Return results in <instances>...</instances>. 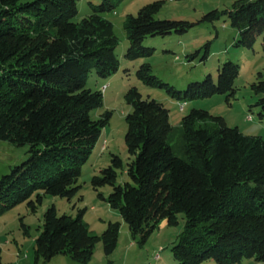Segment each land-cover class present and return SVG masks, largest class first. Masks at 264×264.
<instances>
[{
  "label": "trees",
  "instance_id": "16d2710c",
  "mask_svg": "<svg viewBox=\"0 0 264 264\" xmlns=\"http://www.w3.org/2000/svg\"><path fill=\"white\" fill-rule=\"evenodd\" d=\"M121 1L90 2V13L76 22L78 0H0V139L29 145L28 157L0 176V215L24 201L34 211L46 194L70 199L78 192L81 167L111 116L106 110L92 117L103 93L86 87V81L91 71L105 78L118 69V37L103 13ZM162 4L154 0L125 16L126 58L150 56L156 48L144 45L146 38L182 34L194 24L156 18ZM222 14L238 29L236 45L252 47L264 36V0H235L202 19ZM238 73L237 63L225 61L216 81L207 75L177 88L156 76L149 62L136 70L142 83L183 102L220 93L228 98ZM251 86L264 93V78ZM124 97L132 107L125 116L129 180L116 181L124 164L112 155L91 183L95 190L112 187L107 196L98 195L118 210L132 238L143 243L161 219L175 224L183 213L184 229L171 248L177 264L208 259L232 264L244 258L264 264V137L245 134L201 108H192L174 128L169 109L142 97L137 87ZM255 105L264 120V95ZM174 134L179 139L173 145ZM82 211L72 217L58 214L53 205L45 210L34 264H49L59 253L86 264L99 241L106 255L113 252L120 223L109 221L94 234Z\"/></svg>",
  "mask_w": 264,
  "mask_h": 264
},
{
  "label": "rangeland",
  "instance_id": "374dc122",
  "mask_svg": "<svg viewBox=\"0 0 264 264\" xmlns=\"http://www.w3.org/2000/svg\"><path fill=\"white\" fill-rule=\"evenodd\" d=\"M31 1V0H22ZM154 0H122L111 11L103 13L113 25L118 37L116 54L119 60L117 71L109 77H100L91 71L86 87L101 90L103 102L92 113L93 118L111 111L108 124L102 129L92 153L81 167L77 184L78 192L70 199L46 194L33 211L27 202H21L0 215V264H34L35 238L41 231L45 210L53 205L58 214L75 217L80 210L82 218L88 223L91 233L100 234L109 221H118L120 228L115 249L109 255L103 251L102 242L96 243L92 257L86 264H177L173 258L172 246L185 226L183 213L178 214V222L168 224L161 219L155 229L143 243L133 239L128 224L117 209L98 195L107 196L112 187L105 185L95 190L91 177L111 164V156L118 155L124 164L117 169V182L129 180L125 171L129 155L125 144L127 123L125 116L132 110L125 100V93L135 86L142 97L154 98L170 111V122L174 128L180 127V119L192 108L205 109L211 114L222 116L228 126H237L249 135L264 137V120L258 116L255 105L258 97L264 93H255L251 84L264 78V36H259L252 47L236 45L238 29L230 24L229 17L222 14L214 21H206L202 16L213 9L222 11L231 7L235 0H163L158 19L188 20L194 22L190 29L182 34L172 32L165 36H151L143 44L156 48L147 57L128 59L125 51L128 38L124 28L127 14H136L140 7ZM99 4L101 0H78L77 13L72 17L79 22L90 13V4ZM225 61L239 65L238 76L234 80L235 92L227 98L226 94H213L198 97L185 102L176 100L164 90L145 85L138 79L136 70L142 62H149L152 72L177 88L188 83L200 81L210 75L217 79V69ZM103 85L106 87L102 90ZM182 105V106H181ZM177 134L169 140L177 143ZM28 144H14L0 139V176L11 168L21 164L28 157ZM35 197V196H34ZM42 259H39L41 262ZM49 264H83L74 261L66 254L54 255ZM202 264H218L213 259ZM232 264H261L253 258H244Z\"/></svg>",
  "mask_w": 264,
  "mask_h": 264
},
{
  "label": "built area",
  "instance_id": "2783aa9c",
  "mask_svg": "<svg viewBox=\"0 0 264 264\" xmlns=\"http://www.w3.org/2000/svg\"><path fill=\"white\" fill-rule=\"evenodd\" d=\"M106 86L105 85H103V87H102V90H103V88H105ZM182 106V105H181Z\"/></svg>",
  "mask_w": 264,
  "mask_h": 264
},
{
  "label": "bare ground",
  "instance_id": "6f19581e",
  "mask_svg": "<svg viewBox=\"0 0 264 264\" xmlns=\"http://www.w3.org/2000/svg\"><path fill=\"white\" fill-rule=\"evenodd\" d=\"M104 89V88H103Z\"/></svg>",
  "mask_w": 264,
  "mask_h": 264
}]
</instances>
